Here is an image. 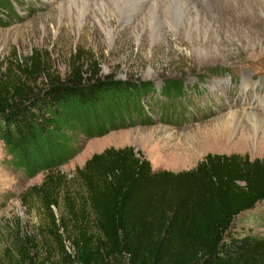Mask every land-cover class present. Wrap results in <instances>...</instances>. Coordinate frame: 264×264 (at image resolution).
<instances>
[{"label":"trees","instance_id":"trees-1","mask_svg":"<svg viewBox=\"0 0 264 264\" xmlns=\"http://www.w3.org/2000/svg\"><path fill=\"white\" fill-rule=\"evenodd\" d=\"M72 57L62 77L45 70L39 88L0 81V143L25 174L44 173L25 194L45 213L40 234L56 240L66 264H264V236L234 223L239 216L255 222L252 211L264 202V159L206 154L193 169L153 172L132 147L107 148L74 168L67 182L58 168L81 151L82 140L133 118L149 124L140 98L153 95L150 82L100 77ZM29 65L24 72L41 74L39 61ZM160 92L175 103L183 90L168 81ZM255 218L264 228V212ZM25 245L35 251L36 241L16 236L0 259L36 264Z\"/></svg>","mask_w":264,"mask_h":264},{"label":"rangeland","instance_id":"rangeland-1","mask_svg":"<svg viewBox=\"0 0 264 264\" xmlns=\"http://www.w3.org/2000/svg\"><path fill=\"white\" fill-rule=\"evenodd\" d=\"M66 2L0 0V81L39 88L46 81L45 70L62 77L70 67L72 56L78 54L81 69L89 67L97 76L130 78L153 86V95L140 98L144 116L151 122H136L133 118L134 124L125 128L82 140L81 151L58 168L67 182L72 179L74 168L107 148L132 147L135 156L147 160L153 172L179 173L193 169L206 154L264 159V125L255 124L254 118L247 115L239 116L260 111L256 104L264 98L263 15L257 17L261 22L257 20L258 24L245 30L251 35V48L228 30V4L221 0H214L217 2L214 17H210L199 1L195 2L206 14L211 28L206 32L191 31L189 39H178L172 31L174 28H166L154 38L151 29L144 27L141 39L137 40L141 29L133 21L119 38L111 41L100 29L90 30L93 21L87 24V31L83 30L81 19L96 12L94 2L88 6ZM80 9H87L81 18L77 17ZM115 18L112 17L113 28L117 25ZM34 60L42 64L41 74L24 72ZM168 81L180 82L183 90L175 103L160 92ZM158 104H162L161 114L155 106ZM171 104L175 109L168 116L167 108ZM246 133L247 146L240 139ZM43 175L41 171L33 176L25 174L10 162L0 143V254L3 249L11 248L16 236H30L36 241V248L32 251L25 245L26 252L35 253L36 264H66L69 261L60 254L56 240L44 232L40 234V228L46 225L45 213L39 210L36 200L25 194L29 187L42 181ZM53 212L58 216L55 209ZM263 212L264 202L252 211L255 217ZM242 217L235 219V225L244 223L252 233L264 236V228L255 217V222L248 216V220ZM61 237L63 249L72 259L74 251L62 234ZM2 258L0 264H9Z\"/></svg>","mask_w":264,"mask_h":264},{"label":"bare ground","instance_id":"bare-ground-1","mask_svg":"<svg viewBox=\"0 0 264 264\" xmlns=\"http://www.w3.org/2000/svg\"><path fill=\"white\" fill-rule=\"evenodd\" d=\"M198 1L200 2V5L207 8L206 10L210 17L216 16L215 4L217 2L215 3L214 0H67L66 4H80L81 6H84L85 4V6H88L89 4L92 5L91 3L94 2V7H97L96 12L91 10L92 12L83 17L87 9H80V12L77 10V12H79L77 17H83L81 21L83 22L84 31L88 30L87 24L93 21L94 24L91 23L93 26L90 30L95 32L98 28L104 33L107 39L112 41L117 37L119 38V34L122 31H125L129 25L131 26L133 21H137V25L141 29V31L138 32L137 40L141 37V33H144V27L151 29L150 31L153 32L154 38L164 30L166 31V28H174L172 31H175V35L178 39H181L182 37L183 39H186L187 37L189 39L191 31L196 30L200 32L203 30L206 32L211 28V25L209 24V20L205 18L206 14L203 13L204 11L202 10V12L200 8L195 5V2L198 3ZM221 1L228 4L227 10L229 11L230 16L228 17V30L235 33V39L239 38L240 40H245L248 48H251L253 44L250 41L251 35L245 30H247L250 25L254 26V24L261 22L257 17L258 15L264 16V0ZM113 14L114 16H112ZM112 17H116L115 21L117 25H115V28L112 27L114 21ZM214 23L220 26V23L218 24L216 20ZM238 23L242 25L239 26ZM261 24L263 25V23ZM175 26L176 28H179L175 29ZM261 99L259 100V103L256 104V108L260 111H249V113L247 112L248 114L240 113L239 116L247 115L250 118H254L255 124L259 123L258 125H264V98ZM236 114L237 113L235 112L233 113L234 118H236ZM240 139L246 146L249 145V137L247 133L241 135Z\"/></svg>","mask_w":264,"mask_h":264}]
</instances>
